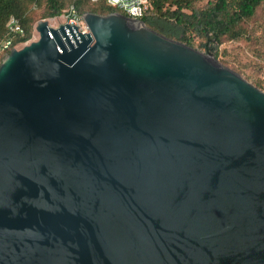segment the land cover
<instances>
[{
	"label": "water",
	"instance_id": "1",
	"mask_svg": "<svg viewBox=\"0 0 264 264\" xmlns=\"http://www.w3.org/2000/svg\"><path fill=\"white\" fill-rule=\"evenodd\" d=\"M82 16L0 64V264H264V91Z\"/></svg>",
	"mask_w": 264,
	"mask_h": 264
},
{
	"label": "trees",
	"instance_id": "2",
	"mask_svg": "<svg viewBox=\"0 0 264 264\" xmlns=\"http://www.w3.org/2000/svg\"><path fill=\"white\" fill-rule=\"evenodd\" d=\"M148 1L150 9L140 20L189 46L199 45L208 53L215 48L217 59L224 43L243 41L251 44L255 40L258 36L254 34L253 25L264 12V0H210L203 6H199L197 0ZM71 6L81 16L86 12L109 15L118 11L108 6L105 0H0V44L6 39L11 41L8 49L0 55V64L19 44H26L33 38L34 25L39 19L60 17ZM41 9L43 15L39 14ZM12 17L18 21L23 35L9 26ZM157 19L173 22L177 28L160 26ZM222 54L226 55V50ZM257 55L262 57L259 53ZM255 85L264 90L262 83L255 82Z\"/></svg>",
	"mask_w": 264,
	"mask_h": 264
},
{
	"label": "rangeland",
	"instance_id": "3",
	"mask_svg": "<svg viewBox=\"0 0 264 264\" xmlns=\"http://www.w3.org/2000/svg\"><path fill=\"white\" fill-rule=\"evenodd\" d=\"M210 0H197V4L199 6H203L207 4ZM66 12V11H65ZM40 15L44 14V10L41 9L39 11ZM47 20L50 26L54 28H59L61 25L68 22V18L66 17V13H64L60 17L56 18H44L39 19L34 25V35L33 38L27 42L26 44H19L16 48L21 49L25 45L32 43L33 41H37L39 39V33L36 31V27L39 21ZM159 25L172 26L176 27L173 22H166L164 20L157 19L156 20ZM177 28V27H176ZM254 34L258 37L251 43H246L243 41H232L224 43L220 46V57L219 62L224 66L232 69L236 73L240 74L247 81L255 85V82H260L264 85V12L260 13V16L257 18V23L253 25ZM201 52L208 54V52L201 48L199 45L194 47ZM226 50L227 54L223 55L222 52ZM211 55H215L216 49H212L209 52ZM257 53L261 54L262 57L258 56ZM226 63V65H225ZM256 86V85H255ZM257 87V86H256ZM264 91V90H262Z\"/></svg>",
	"mask_w": 264,
	"mask_h": 264
},
{
	"label": "built area",
	"instance_id": "4",
	"mask_svg": "<svg viewBox=\"0 0 264 264\" xmlns=\"http://www.w3.org/2000/svg\"><path fill=\"white\" fill-rule=\"evenodd\" d=\"M97 1V0H94ZM107 5L115 10L121 11L122 14L140 20L150 9V3L148 0H105ZM116 11V12H118ZM119 12V13H121ZM66 17L70 25H76L79 27L80 31L83 33H90V30L86 23L84 22L83 16L79 15L74 6H71L66 12ZM12 30L17 34H24L18 21L15 18H11L9 22ZM11 45L9 39L3 40L0 44V55L8 49Z\"/></svg>",
	"mask_w": 264,
	"mask_h": 264
},
{
	"label": "flooded vegetation",
	"instance_id": "5",
	"mask_svg": "<svg viewBox=\"0 0 264 264\" xmlns=\"http://www.w3.org/2000/svg\"><path fill=\"white\" fill-rule=\"evenodd\" d=\"M162 30H159V32H161ZM162 34H164L163 32H161ZM165 35V34H164Z\"/></svg>",
	"mask_w": 264,
	"mask_h": 264
}]
</instances>
